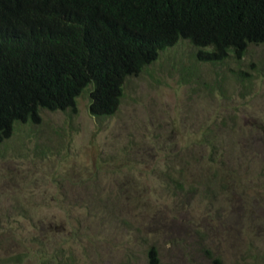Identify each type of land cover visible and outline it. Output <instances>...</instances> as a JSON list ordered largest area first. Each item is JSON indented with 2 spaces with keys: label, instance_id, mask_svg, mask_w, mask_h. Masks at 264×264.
I'll return each mask as SVG.
<instances>
[{
  "label": "rangeland",
  "instance_id": "obj_1",
  "mask_svg": "<svg viewBox=\"0 0 264 264\" xmlns=\"http://www.w3.org/2000/svg\"><path fill=\"white\" fill-rule=\"evenodd\" d=\"M196 49L162 50L113 116L86 88L77 113L0 141V264H150L152 245L161 263L264 264V43Z\"/></svg>",
  "mask_w": 264,
  "mask_h": 264
},
{
  "label": "trees",
  "instance_id": "obj_2",
  "mask_svg": "<svg viewBox=\"0 0 264 264\" xmlns=\"http://www.w3.org/2000/svg\"><path fill=\"white\" fill-rule=\"evenodd\" d=\"M181 39L197 61L241 59L264 43V0H0V141L44 109L77 113L86 88L93 116L115 115L126 80ZM148 261L171 264L154 245Z\"/></svg>",
  "mask_w": 264,
  "mask_h": 264
}]
</instances>
